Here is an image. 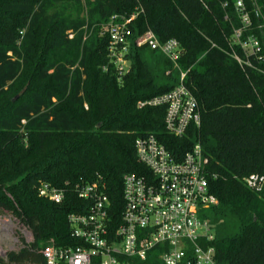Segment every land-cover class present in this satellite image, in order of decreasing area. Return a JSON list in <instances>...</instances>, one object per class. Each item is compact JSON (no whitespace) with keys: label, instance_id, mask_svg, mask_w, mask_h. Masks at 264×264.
I'll use <instances>...</instances> for the list:
<instances>
[{"label":"trees","instance_id":"16d2710c","mask_svg":"<svg viewBox=\"0 0 264 264\" xmlns=\"http://www.w3.org/2000/svg\"><path fill=\"white\" fill-rule=\"evenodd\" d=\"M244 2L250 33L264 46V0ZM134 14L139 34L176 39L183 49L179 67L201 116L183 139L165 133L164 108L137 107L175 87L158 81L177 79L165 57L143 48L123 78L103 71L104 26ZM239 27L233 0H0V214L34 239L0 264H43L40 248L51 240L78 246L69 216L88 212L78 188L98 179L119 224L123 178L149 176L134 145L146 135L179 157L202 145L215 212L238 227L234 236L218 229L217 264H264V186L255 193L245 184L264 177V59L251 57L250 67L233 58H244L232 43ZM42 183L63 190L64 202L40 197Z\"/></svg>","mask_w":264,"mask_h":264},{"label":"built area","instance_id":"2783aa9c","mask_svg":"<svg viewBox=\"0 0 264 264\" xmlns=\"http://www.w3.org/2000/svg\"><path fill=\"white\" fill-rule=\"evenodd\" d=\"M240 27L232 36L243 57L233 58L240 65L251 67V57L264 59V46L253 31V22L244 0H233ZM131 17L114 15L104 26L101 36L108 41L107 57L118 79L132 69V54L146 48L165 57L178 72L175 87L160 96L139 101L137 107L164 108V129L169 136L183 139L192 127H199L201 116L198 103L184 81L187 72L179 67L184 54L176 39L160 42L147 31L139 34ZM261 27H259L260 29ZM258 29V28H257ZM138 161L149 176L126 175L123 178L122 210L115 225L116 206L106 194V184L100 179L78 188V197L90 201L86 214L69 216L71 237L76 247H58L51 240L40 248L43 264H217L213 243L216 227L201 217L204 209L216 207L218 200L210 194L207 170L209 163L198 142L181 157L173 154L156 136L146 135L135 141ZM248 189L261 192L264 177L251 175L245 179ZM40 197L56 205L65 200L63 190L40 184ZM19 222L8 214L0 215V261L34 242L18 241L15 234ZM25 228V227H24ZM19 244L17 251L12 245Z\"/></svg>","mask_w":264,"mask_h":264},{"label":"rangeland","instance_id":"374dc122","mask_svg":"<svg viewBox=\"0 0 264 264\" xmlns=\"http://www.w3.org/2000/svg\"><path fill=\"white\" fill-rule=\"evenodd\" d=\"M158 81L160 83H163V84H170V85H173L175 84V80L171 79V80H163L161 77L158 79ZM28 86V83L26 84V86L23 88V90H26ZM2 215V214H0ZM201 217L208 221V223H210L211 225L215 226L216 227V232H218V229L220 228V226L222 225V230H221V234H223L224 236H234L238 233V227L235 225L234 222H232L231 220L229 219H225L221 216H218L215 212V208L211 207L209 209H204L202 210L201 212ZM17 229L14 230L15 234H13L12 236L13 237H16L18 239V241H25V240H28L29 242V239L32 240L29 236V231L24 228L20 222H19V225H17L16 227ZM217 236V234H216ZM27 242V241H25ZM19 244H15V245H12L13 249L12 251H17Z\"/></svg>","mask_w":264,"mask_h":264}]
</instances>
